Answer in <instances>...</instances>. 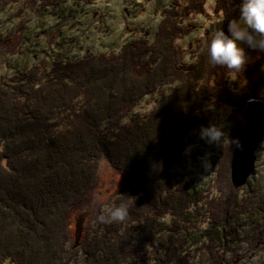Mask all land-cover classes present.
<instances>
[{
    "label": "trees",
    "instance_id": "obj_1",
    "mask_svg": "<svg viewBox=\"0 0 264 264\" xmlns=\"http://www.w3.org/2000/svg\"><path fill=\"white\" fill-rule=\"evenodd\" d=\"M18 1L0 0V11ZM62 1L23 3L35 10ZM206 2L172 0L151 43L133 39L118 52L57 60L49 70L35 65L9 81L0 78V264H146L156 220L167 213L175 220L162 264H193L188 210L201 199L188 184L175 182L169 169L206 108L231 105L239 139L247 100H264V75L257 77L264 53L257 59L246 48L252 62L239 76L208 58L212 36L221 27L227 32L229 20L238 18L240 0H215L221 18L214 32L196 61L183 63L176 45L187 35L183 23L203 14ZM231 77L244 84L241 90L227 84ZM155 95L166 98L160 112L124 123L145 97ZM232 154L216 172L219 195L206 202L209 230L201 233V264H224L225 232L231 235L232 225L253 207L231 183ZM102 160L123 180L105 216L120 203L130 214L123 223L100 224L75 245L71 217L91 204Z\"/></svg>",
    "mask_w": 264,
    "mask_h": 264
},
{
    "label": "rangeland",
    "instance_id": "obj_2",
    "mask_svg": "<svg viewBox=\"0 0 264 264\" xmlns=\"http://www.w3.org/2000/svg\"><path fill=\"white\" fill-rule=\"evenodd\" d=\"M171 1L64 0L58 7H36L35 10L24 5L23 0L10 3L0 11V78L9 81L13 75L26 72L35 65L49 70L57 60L69 61L86 54L118 52L123 44L133 39L151 43L161 14ZM214 5L215 0H207L203 14H194L183 23L187 35L176 45L186 65L196 61L195 54L202 51L205 38L214 32L221 18L215 13ZM260 75H264V66L257 77ZM227 84H232L238 91L244 85L235 77L228 79ZM175 86H166L167 93ZM165 103V97L147 96L129 113L124 123L135 117L143 119L156 114ZM233 110L231 105L222 104L218 108L208 107L200 113L198 125L183 138L180 160L169 169L176 176L175 182L188 184L190 192L201 199L188 210L191 219V225L187 226L188 249L193 254V264L202 263L201 233L209 230L206 202L219 195L216 172L220 165L224 166L229 150L234 151L232 140L238 138L237 117L233 116ZM210 124L225 126V138L220 147L199 139L201 126ZM189 148L190 151L186 152ZM122 184L121 176L107 160H102L91 204L85 210L72 214L70 231L73 244L79 245L87 234L98 229L101 223L97 217L109 211L110 202ZM240 188L241 197L251 199L253 207L232 225L231 235L225 232L224 264H264V229L258 227L264 224V212L261 211H264V139L257 147L254 172ZM174 220L171 213L156 220V239L148 249L146 264H162L165 260L164 244Z\"/></svg>",
    "mask_w": 264,
    "mask_h": 264
},
{
    "label": "clouds",
    "instance_id": "obj_3",
    "mask_svg": "<svg viewBox=\"0 0 264 264\" xmlns=\"http://www.w3.org/2000/svg\"><path fill=\"white\" fill-rule=\"evenodd\" d=\"M238 10V18L229 20L227 32L222 27L216 30L208 46L210 64L225 67L237 76L244 73L252 62L246 48L257 52V59L260 53H264V0H240ZM224 138L225 126L222 124H210L199 129V139L209 145L220 147ZM232 147L243 151L239 139L232 140ZM129 214V206L120 203L107 216L99 215L97 220L101 224L123 223Z\"/></svg>",
    "mask_w": 264,
    "mask_h": 264
},
{
    "label": "water",
    "instance_id": "obj_4",
    "mask_svg": "<svg viewBox=\"0 0 264 264\" xmlns=\"http://www.w3.org/2000/svg\"><path fill=\"white\" fill-rule=\"evenodd\" d=\"M253 100L256 102H250ZM243 118L245 126L239 140L243 151L234 149L230 165V178L235 188L244 186L254 172L257 147L264 139V100H248Z\"/></svg>",
    "mask_w": 264,
    "mask_h": 264
}]
</instances>
